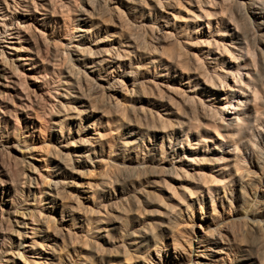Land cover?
I'll list each match as a JSON object with an SVG mask.
<instances>
[{
	"label": "rangeland",
	"instance_id": "1",
	"mask_svg": "<svg viewBox=\"0 0 264 264\" xmlns=\"http://www.w3.org/2000/svg\"><path fill=\"white\" fill-rule=\"evenodd\" d=\"M128 1L47 0L45 11L39 7L40 0H26L24 6L0 0V23L13 21L11 27L6 26L10 28L6 34H0V69L4 70H0V90L5 91L0 96L5 97L12 114L7 122L0 119V170L4 171L0 173L4 229L0 231V251L15 250L8 256L19 260L16 254L25 243L18 238L25 231L20 221L31 218L35 222H29L27 235L36 238V243L43 242L45 249L40 264L52 257L60 264H193L200 237L213 233L226 235L228 244L223 247L229 256L222 260V254L209 250L217 260L214 264H264V0ZM34 5L38 11L32 9ZM48 11L46 21L38 20L40 13ZM78 27L87 30L85 37L79 36ZM129 38L134 40L133 46L122 48L130 49L131 55L107 56L108 61L99 67L91 63L99 57H86L82 64L75 60L78 49L86 45L104 51ZM24 50L38 54V65H20L23 60L18 58L24 56ZM72 71L73 78L68 75ZM104 75L110 82L127 83L134 78L135 91H124L122 84L124 93L110 98L104 87L94 89L98 83L108 85L98 77ZM74 78L84 91L74 88L73 95L92 99L106 110L105 116L101 112L89 119L82 116L84 125L99 116L102 123H114L118 113L124 123L112 146H105L101 156L91 159L93 164L77 165L73 155L68 156L70 168L65 169L66 183L58 196L49 185L55 174L52 166L58 163L55 154L65 141L74 143L71 148L77 147L78 137L89 132L87 127H79L81 120L76 117L66 120L61 129L51 125L55 119L52 103L58 107L60 101H66L63 82L69 79L72 85ZM5 83L15 91L1 86ZM226 92L232 96L233 106L239 102L238 113L244 118L241 126L236 121L229 127L223 123L220 111L225 102L219 98ZM117 99L120 106L113 105ZM151 144L156 148L154 161L149 162L152 166L168 167L174 147L193 154L195 162L184 163V171L174 174L175 179L156 166L151 168L153 173L145 174H138L135 168L124 172L107 167L111 162L137 165L135 152L148 151ZM99 170L107 171L110 184L102 185ZM185 171L193 172L194 178ZM199 173L212 175L215 181L200 180ZM91 179L100 185L91 191L95 195L87 194L88 200L77 186ZM47 191L53 196L46 195ZM69 205L74 210L66 216ZM4 237L10 248L2 244ZM211 247L218 250L220 246ZM34 248L39 247L35 244ZM32 252L36 249L25 252L27 264H34L36 258L29 256Z\"/></svg>",
	"mask_w": 264,
	"mask_h": 264
},
{
	"label": "bare ground",
	"instance_id": "2",
	"mask_svg": "<svg viewBox=\"0 0 264 264\" xmlns=\"http://www.w3.org/2000/svg\"><path fill=\"white\" fill-rule=\"evenodd\" d=\"M13 2H14V5H18V4H22L23 5V2H26V0H12ZM47 0H40V6L39 7H42V9L43 10H47L43 5L44 4H46V3H44V2H46ZM87 1V0H86ZM128 1V0H127ZM129 1H131V4L133 3V2H135V0H129ZM128 1V2H129ZM140 2L141 1H144V3H145V0H139ZM48 2H49V0H48ZM130 3V2H129ZM27 4V3H26ZM26 4H25V6H26ZM139 4V3H138ZM6 6L8 7V4L6 3ZM24 6V5H23ZM47 6V5H46ZM26 7H29V6H26ZM95 7V6H94ZM30 8V7H29ZM38 5H34V7L32 8L34 11H38ZM114 8H117V7H114ZM40 9V8H39ZM41 9V10H42ZM52 9V8H51ZM50 9V10H51ZM92 9H94V8H92ZM42 10V11H43ZM42 11H39V12H42ZM52 11V10H51ZM95 11V10H94ZM53 12V11H52ZM260 12V11H259ZM49 13V11L48 12H45V13H40L41 14V17H39V19L38 20H40V21H42V22H44V21H46L47 20V14ZM94 13V12H93ZM3 16L5 15L6 16V14H2ZM2 23H0V28H2V31L0 30V34L4 31V34H6V32L10 29H6V26L7 27H11V25H13V21H11V22H9V23H6L5 21H1ZM88 23V22H87ZM91 24V23H90ZM89 25V24H88ZM17 27H19V26H16L15 28H17ZM93 27V26H92ZM97 27V26H96ZM158 27V26H157ZM23 28V27H22ZM88 29V28H87ZM11 31V30H10ZM78 31H81L82 33H79V36L81 37V38H83V37H85L86 36V34H87V30H85V29H83L82 27H78ZM161 31V30H160ZM15 32H17L16 33V35H20L21 33V31H15ZM15 32H12L11 31V33H15ZM24 32H25V30H24ZM20 33V34H19ZM40 34H42V33H40ZM21 36H23V35H21ZM130 37V36H129ZM44 41V40H43ZM133 41L134 40H132V38H129V40L128 41H124V42H120V45L116 48V47H114V46H111L110 48H106L104 51H100V50H94V49H92V48H90L89 46H85V47H82V48H80V49H78V51H79V53L80 54H78L77 55V57L75 58V60L79 63V64H82L81 62H85V58L86 57H99V58H97L98 60H96V59H93V61L91 62V63H93L96 67L98 66H101L102 65V63H104L105 64V62L106 61H108V59L109 58H107V56H109V57H111V56H113V55H115L116 57H120V56H124V55H127V54H129V55H131L130 54V52H131V50L130 49H127V48H122V47H131V46H133ZM97 42V41H96ZM101 42H103V41H101ZM126 42V43H125ZM94 43V42H93ZM118 44H119V42H118ZM94 45V44H93ZM95 45H97V44H95ZM83 46V45H82ZM28 47V46H27ZM47 47V46H46ZM134 47H135V45H134ZM101 48V47H100ZM97 49V48H96ZM76 50V49H75ZM25 52L27 51V50H24ZM37 52V51H36ZM37 57H38V54H36L35 52H26L25 54H24V56H22V57H17L18 59H20V60H23V62H22V64H20V65H28V67H29V65H32V67H35L36 66V64H37ZM130 58V57H129ZM113 59V58H112ZM128 59V58H127ZM91 60V59H90ZM42 62V61H41ZM40 63V62H39ZM85 64H87V63H85ZM120 64V63H119ZM38 65V64H37ZM89 65V64H88ZM118 65V64H117ZM74 67H75V65H73ZM86 66V65H85ZM177 66V65H176ZM31 67V66H30ZM88 67H92V66H88ZM42 68V67H41ZM28 69V68H27ZM34 69V68H33ZM93 69V68H92ZM95 69V68H94ZM100 69V68H99ZM0 70H3V68L2 69H0ZM16 70V69H15ZM36 70V69H35ZM4 71V70H3ZM84 71V70H83ZM83 71H81V73L83 72ZM98 71H100V70H98ZM114 71V69L112 68L111 70H110V72H108V73H112ZM18 72V71H17ZM39 72V71H38ZM86 72V71H85ZM84 72V73H85ZM103 72V71H102ZM106 72V73H107ZM24 73V72H23ZM70 77H72L73 78V71L72 72H70L69 74H68ZM109 75V74H108ZM104 76H106V77H103V76H98V77H100L99 79H103L104 81H106L107 83L106 84H108L107 86H105L103 83H98V84H96L95 86H94V89H96L97 90V88H99L100 90H103V87H104V89H106L107 90V92H105L104 91V93H106L107 94V96H109L110 98L112 97V96H114V94H116V93H118V92H121V93H124L123 92V90L124 91H126V92H134L135 91V87H136V85H137V81L134 79V78H130L129 79V81L126 83V82H123V83H121V82H119L118 80V82H110V80L111 79H109V76H107V75H104ZM235 76V75H234ZM3 78H5V79H7L6 77H8V76H2ZM92 77V76H91ZM15 78V77H14ZM14 78H12V79H14ZM71 78V79H72ZM93 78V77H92ZM91 78V79H92ZM113 78V77H112ZM9 79V78H8ZM11 80V79H10ZM16 80V79H15ZM74 83L71 85V84H69L68 83V81H69V79H66V81L65 82H63V84H64V86H65V88H63V93H62V97L64 98V100H66V101H60L59 103H58V107L56 106L57 105V103L55 104V103H52V112L54 113V115L53 116H55V119H54V121H52L51 123H53V124H51L52 125V127H58V128H60L61 129V127H63V125H64V123H67L66 122V120H68V119H70V120H72L71 118H73V117H76L77 119H80L81 121H80V126L79 127H87L88 128V136H80V137H78V140H77V142H78V144L76 145L77 147H75V148H71V147H74V143H71V142H69V141H65V143L64 144H62V145H60V146H62L63 147V149L60 151V152H58V153H56L55 154V156H57L56 157V159L58 160V163H56L54 166H52L53 167V169H54V172H55V174H54V177H53V179L50 181V183H49V185L51 186V188L52 189H54L55 191H56V195H60L61 194V187H62V185L64 184V183H66L65 182V180L63 179L64 178V174H65V171L68 169V168H70L69 166V155H73V158H72V160H73V162L75 163V164H79L80 163V165L81 164H83V165H88V164H90L91 162V159H93L94 160V158H96V157H99V156H101L103 153H104V151H103V149L105 148V146H108V147H111L112 146V144H111V141H113V139L116 137V134L118 133L119 134V132L118 131H120L119 130V127H121V124L122 123H124V119H123V116H122V118H118V116L120 115L119 113L117 114L118 116H117V119L116 120H114V123H113V121L110 123V121L109 120H106L105 122H100L99 120H102L101 119V116H105V113H106V110H105V108H103V107H99L92 99H89V98H83V96H81V97H79V95H73L74 93H72V92H75V91H73V90H75L74 88H78V90L79 91H84V89H83V87H82V85H81V83H80V81L79 80H77V79H75L74 78ZM96 81V80H95ZM19 82V81H18ZM15 83H17L16 81H15ZM14 83V84H15ZM36 83H37V81H36ZM96 83H97V81H96ZM126 83V84H125ZM7 84H9V83H5V84H1V86L2 87H7V86H9V88H11V89H14V91H15V87L13 86V85H7ZM12 84V83H11ZM122 84L124 85V88H123V90L121 89V86H122ZM16 85H18V84H16ZM75 85V86H74ZM236 85V84H235ZM17 87H19V86H17ZM123 87V86H122ZM39 88V87H38ZM42 88V87H41ZM40 88V89H41ZM62 88V87H61ZM196 88H197V86H196ZM16 89H18V88H16ZM6 90H9V89H6ZM19 91V90H18ZM4 93L5 91H1L0 90V94L1 93ZM62 92V91H61ZM78 92V91H77ZM98 92H99V90H98ZM10 93V92H9ZM18 93V92H17ZM76 93V92H75ZM95 93V92H94ZM100 93V92H99ZM215 94V92H213V95ZM5 95V94H4ZM8 95V94H7ZM12 95V94H11ZM90 95V94H89ZM120 95V94H119ZM6 96V95H5ZM17 96V95H16ZM122 96V95H121ZM124 96V95H123ZM4 97V96H3ZM3 97H1L0 96V119H2V120H4V121H6L7 122V120H8V118L10 117V114H11V109L9 108V107H7V104H6V101L7 100H4V98ZM7 97V96H6ZM89 97V96H88ZM99 97V96H98ZM125 98V97H124ZM22 99V98H21ZM69 99H74V103H76V104H78L79 105V107L78 106H75L76 104H73V101H69ZM109 99V98H108ZM112 99H114V98H112ZM219 99H224V102H225V106H224V108H222V110L220 111V113H221V117H222V120H223V123L225 124V127H229L230 125H232L235 121H236V123H237V125L238 126H241V123H240V121H243L244 120V118L242 117V116H240L239 115V111H238V107H239V102H238V104H235L234 106L232 105L233 103H232V96H230L229 94H228V92H226V94L224 95V96H220V98ZM10 100V99H9ZM115 100H116V98H115ZM113 101V105H117V106H120L121 105V103H120V101H118V99H117V101ZM125 100V99H124ZM127 100V99H126ZM12 101V100H11ZM22 101V100H21ZM21 101H20V103H21ZM108 101V100H107ZM123 102V101H122ZM8 103H11V102H8ZM19 103V104H20ZM111 104V103H110ZM125 104H126V102H125ZM51 105V104H50ZM15 106H17V105H15V102H14V107ZM21 106V105H20ZM19 106V107H20ZM26 106V105H25ZM13 107V108H14ZM116 107V106H115ZM51 109V108H50ZM61 109L64 111V113L62 114L61 112ZM116 109V108H115ZM13 110V109H12ZM22 110V109H21ZM14 111H15V109H14ZM14 111H13V113H14ZM17 112H20V111H17ZM72 112V113H71ZM95 112H101L102 114H100L101 116H99V117H96L94 120H92V121H90L88 124H86V125H84L83 124V122H82V116H83V118L85 117V119L88 117V116H91L92 114H94ZM108 112V111H107ZM157 113V112H156ZM159 113V112H158ZM157 113V114H158ZM165 113L166 114H170V111H165ZM256 113V115H255V120H257V118L259 117V112L258 111H256L255 112ZM15 114V113H14ZM17 114V113H16ZM128 113L127 112H125V108H124V116L125 115H127ZM155 114V113H154ZM237 114V115H236ZM12 115V114H11ZM52 115V114H51ZM99 115V114H98ZM17 116V115H16ZM159 116H160V114H159ZM162 116V115H161ZM111 117V116H110ZM109 117V118H110ZM17 118V117H16ZM15 118V119H16ZM126 118H127V116H126ZM161 118V117H160ZM13 119V118H12ZM87 119H89V117L87 118ZM106 119V118H105ZM122 119V121H120ZM167 120H171V117H167ZM77 121V120H76ZM172 121V120H171ZM117 122V123H116ZM113 123V124H112ZM67 125V124H66ZM65 126V125H64ZM125 126V125H124ZM38 127V126H37ZM40 127V126H39ZM41 127H42V125H41ZM105 127V128H104ZM106 127H108V129L106 128ZM110 127V128H109ZM111 127H113V128H111ZM134 127V126H133ZM137 127V126H136ZM216 127H221V126H216ZM78 128V127H77ZM86 128V129H87ZM70 130V129H69ZM77 130V129H76ZM75 130V131H76ZM79 130V129H78ZM10 130H8L7 132H9ZM53 131V130H52ZM61 131V130H60ZM7 132H6V137H8L9 135H10V132H9V135L7 134ZM78 132L79 131H77V135H78ZM81 132H83V131H81ZM32 133V132H31ZM60 133V132H59ZM70 133V132H69ZM1 134V136H3V133H0ZM64 134V133H63ZM71 134H72V131H71ZM34 135V134H33ZM73 135V134H72ZM62 136V135H61ZM67 136H69V135H67ZM259 136V135H258ZM67 138V137H66ZM147 138V137H146ZM68 139H70V138H68ZM145 139V138H144ZM120 140V139H119ZM148 140H150V138L148 139ZM60 141V140H59ZM58 141V142H59ZM62 141V140H61ZM114 141H115V139H114ZM143 141V140H142ZM152 141V140H151ZM150 141V142H151ZM117 142H118V140H117ZM122 143V142H121ZM114 144V143H113ZM152 145V144H151ZM0 146H3V143H1L0 142ZM14 147V146H13ZM28 148L30 147V148H32L33 146H30V145H28L27 146ZM113 148V147H112ZM138 148H140V147H138ZM146 148V147H145ZM148 148V147H147ZM32 149H34V148H32ZM58 149H59V147H58ZM58 149L57 150H55V151H58ZM141 149V148H140ZM150 150H148V151H143V152H141V153H139V152H135L136 153V156H137V158H138V160H137V165H135V166H132V165H127V164H125V163H118V162H111V166L110 165H108V164H110V162L107 164L108 166V168L111 170V171H120V170H123V169H125V171L124 172H126V169L128 168V170L130 169L131 170V168H135L136 170H138V174H145V173H148V172H152L153 173V170L151 169V168H155V166H152L151 165V163H149V162H153L154 160H153V158H155V154H154V151L156 150V148H155V146L154 145H152L151 146V148H149ZM17 150V149H16ZM25 150H28V149H25ZM60 150V149H59ZM107 150V149H106ZM136 150V149H135ZM152 150V151H151ZM18 151H21V150H18ZM23 151V150H22ZM110 151H112V150H110ZM110 151H108V152H110ZM138 151V150H137ZM171 152H172V156H171V161L169 162V164H168V167L167 166H165L164 164H162V165H157L156 167L160 170V172L161 173H163L164 175H166V176H168V177H171L172 179H175V176H174V174H179V172H181V171H184V169H183V166H184V163H187V161H191V162H195V157H194V155L193 154H191V155H187V153L185 152V150L184 151H179V149L177 148V147H174V148H172L171 150H170ZM54 152V151H53ZM107 152V151H106ZM107 154V153H106ZM108 155V154H107ZM54 157V156H53ZM104 157V156H103ZM50 159H51V157H50ZM49 159V160H50ZM55 159V160H56ZM99 159H102V158H99ZM106 159V158H105ZM109 159V158H108ZM53 160V159H52ZM161 160V159H160ZM197 160V159H196ZM101 161H104L103 159L101 160ZM162 161H164L165 162V160H162ZM197 161H200V160H197ZM108 162V161H107ZM72 163V162H71ZM104 163V162H103ZM24 164V163H23ZM58 164V165H57ZM60 164V165H59ZM91 164H93V163H91ZM130 164V163H129ZM158 164V163H157ZM72 165H74V164H72ZM71 165V166H72ZM86 165V166H87ZM96 165V164H95ZM95 165L93 166V167H95ZM100 165V164H99ZM104 165V164H103ZM56 166H58V167H56ZM102 166V165H101ZM130 166H132V167H130ZM51 167V166H50ZM74 167V166H73ZM72 167V168H73ZM90 167H91V165H90ZM86 168V167H85ZM100 168V167H99ZM51 169V168H50ZM66 169V170H65ZM74 169V168H73ZM77 169V168H76ZM90 170V169H89ZM93 170V169H92ZM155 170V169H154ZM3 171V169L2 170H0V173ZM80 171V170H79ZM4 172V171H3ZM98 172H101V175L99 176V179L101 180V183H102V185H108V184H110V182H112L111 180L110 181H108V180H106L107 179V176H108V173H107V171H98ZM97 172V173H98ZM132 172H133V170H132ZM131 172V173H132ZM237 172V171H236ZM72 173H73V171H72ZM89 173V172H88ZM136 173V172H135ZM49 175L50 174H52V173H48ZM113 174H114V172H113ZM154 174H157V173H155V171H154ZM185 174L188 176V177H190L191 179L192 178H194V173L192 172V173H190V172H187V171H185ZM24 175V174H23ZM53 175V174H52ZM92 175V174H91ZM51 176V175H50ZM89 176V175H88ZM94 176H96V175H93L92 177H94ZM138 176V175H137ZM24 177V176H23ZM68 177V176H67ZM91 177V176H90ZM187 177V178H188ZM210 177H212L213 178V176L212 175H207L206 176V174H202V175H200V173H199V178H200V180L202 179V180H204L205 182H211V181H215L214 180V178L212 179V180H210ZM244 177V175L242 174V175H240V180H241V178H243ZM30 178V177H29ZM66 178V177H65ZM87 178V177H86ZM96 178H97V176H96ZM35 179V178H34ZM231 179V178H230ZM33 180V179H32ZM31 180V181H32ZM99 182V181H98ZM9 183V182H8ZM32 183V182H31ZM30 183V184H31ZM7 184V183H6ZM2 185V184H1ZM73 185V184H72ZM100 185V183H97V181L96 180H94V179H91V180H87V181H85V182H82L80 185H78L77 187H78V191H79V193L80 194H86V197H84L83 195H80V196H83L84 198H86V199H88V200H90L88 197L89 196H87V194L89 193V192H91V191H93V190H95V188L96 187H98ZM216 185V184H215ZM217 186V185H216ZM23 187V186H22ZM64 187V186H63ZM76 187V186H75ZM209 187V186H208ZM49 188V187H48ZM66 188V187H65ZM211 186L209 187V191H211ZM51 189V190H52ZM100 190V189H99ZM54 191V192H55ZM4 192V191H3ZM52 192V191H51ZM50 191H47V193H46V195H48V196H53V193H51ZM69 193V192H68ZM78 193V194H79ZM91 194L92 195H95V194H93L92 192H91ZM35 195V192H33V196ZM65 195V194H64ZM70 196H73V195H70ZM77 197L79 196V195H76ZM55 197H57V196H55ZM55 197H52V199L54 200L55 199ZM93 198H94V196H93ZM52 200V201H53ZM92 200H94V199H92ZM3 201H4V199H3ZM51 201V200H50ZM78 201V200H77ZM1 202H2V200H1ZM61 202H63V201H61ZM60 202V203H61ZM64 202H66V201H64ZM68 202V201H67ZM79 202V201H78ZM89 202V201H88ZM73 203V202H72ZM93 203H94V201H93ZM68 204V203H67ZM67 204H65V205H67ZM56 205V204H55ZM75 205H77V204H75ZM78 206V205H77ZM53 207V206H52ZM57 208V207H56ZM64 208V207H63ZM66 208H67V210L65 211V212H69L68 214L66 213V216H71V213H70V211H72V210H74L73 209V205H69V206H66ZM65 208V209H66ZM81 208V207H80ZM59 209V208H58ZM61 209V208H60ZM79 209V208H78ZM77 209V210H78ZM1 210V209H0ZM9 212V211H8ZM62 212V219H64V217H63V212H64V210H62L61 211ZM80 211L78 210V213H79ZM23 214H24V212H22ZM27 214V213H26ZM25 215V214H24ZM77 215V214H76ZM53 216V215H52ZM82 216V215H81ZM2 217V216H1ZM29 217V216H28ZM30 217H31V215H30ZM79 217V216H78ZM86 217V216H85ZM23 218V217H22ZM25 218V217H24ZM60 218V219H61ZM83 218V217H82ZM26 219H27V217H26ZM30 220H31V218H29ZM75 220H76V218H74ZM20 221L21 223H23L24 224V226H23V229H25V231H20V234L23 236V237H19L18 236V238H20V240L19 241H22V242H25V243H23V251L22 252H20V250L17 252V254H16V258L20 255V257H19V260L17 261V260H11L10 258H9V254L10 255H12L13 256V252H15V250L12 252H8V250L9 249H4V251L3 252H1L0 251V263H1V261H8V263L7 264H19L21 261H23L24 263H26V262H28L29 260L26 258V256H25V252H31V249H36V252H32V254H29V256L30 257H34V258H36V259H34V261L32 260V262L34 263V264H40V259L43 257V250H45L44 249V244H43V242H39L38 243V241H37V243H36V241H35V239L36 238H33V237H29L28 235H27V226H28V224H29V222H35V221H33V219L31 220V221ZM36 221H39V219H35ZM84 220V219H83ZM79 221V220H78ZM19 222V221H18ZM39 223V222H38ZM64 223V222H63ZM84 223V222H83ZM114 223V222H113ZM62 224V223H61ZM17 225H19L18 223H17ZM50 225V224H49ZM67 225V224H66ZM83 225V224H82ZM86 225V224H85ZM51 226V225H50ZM64 227V226H63ZM62 226H61V228H63ZM47 228V227H46ZM33 229H36V228H33L32 227V230ZM64 229V228H63ZM3 224H2V222H1V220H0V231H2L3 232ZM37 230H39V228L37 229ZM37 230H35V231H37ZM46 230V229H45ZM45 230H43V231H45ZM49 230V229H48ZM65 230V229H64ZM81 230H83V229H81ZM80 230V231H81ZM17 231V230H16ZM34 231V230H33ZM47 231V230H46ZM45 231V232H46ZM50 231V230H49ZM73 231V230H72ZM72 231H70V232H72ZM48 232V231H47ZM69 232V233H70ZM75 233H76V231H74ZM106 232H107V230H106ZM33 233V232H32ZM37 233V232H36ZM101 233V232H100ZM0 234H1V232H0ZM54 234V233H53ZM65 234V233H64ZM80 234V233H79ZM102 234V233H101ZM37 235V234H36ZM55 235V234H54ZM57 235V234H56ZM55 235V236H56ZM78 236V235H77ZM85 236V235H84ZM226 236V235H225ZM225 236L223 235V234H210V235H207L206 237L204 236V235H202L201 237H200V242L198 243V245H197V248H196V254H195V260H194V262H193V264L195 263V264H214L213 263V261L215 262V261H217V260H215L214 258H213V254H210L209 253V250H213V251H215L216 253H218V254H222V257L220 258V259H229V256H228V253H227V251L226 250H224V244H228L226 241H225ZM39 237V236H38ZM57 237V236H56ZM102 237V236H101ZM27 238H31V239H33V240H31V241H27L26 239ZM52 240H54V239H52ZM133 240V239H132ZM134 241V240H133ZM1 242H2V244L4 243V244H6V247H8V248H10L11 247V245H9V243H10V241H8L7 239H5V237H4V239L3 240H1ZM9 242V243H8ZM30 242V243H29ZM18 243H20L21 244V242H18ZM131 243H132V241H131ZM35 244H37V246L39 247V248H34V246H35ZM55 244V243H54ZM212 244H214V245H219L220 247L218 248V250H216V249H214V248H212L211 247V245ZM1 245V244H0ZM136 245V244H135ZM13 246H18V244L17 245H13ZM27 247H29L28 249H27ZM48 247H50V246H48ZM0 248H3V247H1L0 246ZM55 252V251H54ZM49 253V252H48ZM49 255V254H48ZM51 255H53V253H51ZM54 256V255H53ZM60 256V255H59ZM53 259H55L54 257H52V259L50 260V262H44V264H60L59 262H60V260H58V261H53ZM30 262V261H29ZM42 263H43V261H42ZM27 264V263H26ZM28 264H30V263H28Z\"/></svg>",
	"mask_w": 264,
	"mask_h": 264
}]
</instances>
